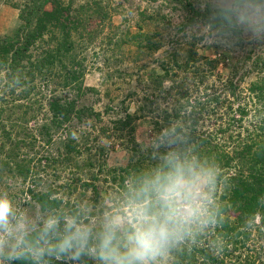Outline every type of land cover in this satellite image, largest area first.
<instances>
[{
  "label": "trees",
  "instance_id": "obj_1",
  "mask_svg": "<svg viewBox=\"0 0 264 264\" xmlns=\"http://www.w3.org/2000/svg\"><path fill=\"white\" fill-rule=\"evenodd\" d=\"M243 1L234 0V3L241 5ZM23 2L19 13L20 25L12 34L0 36V185L6 178H29L31 163L40 162L39 158L35 160V155L29 153L39 140L38 136L35 138L33 133H29L24 123L28 121L27 114L35 108L32 106V95L42 92L47 82L57 78L62 90L76 94L73 97H60L54 90L49 91L45 104L54 127L88 112V109L76 105L84 92L81 78L85 67L83 59L79 57V50L84 39L92 40L97 36L93 31L99 25L105 22L112 24L110 11L97 1L79 4L74 13L70 12L72 1ZM185 5L189 11V21L198 17H212L214 25L237 29L231 8L207 7L200 12L190 2ZM142 15L144 13H141V19H144ZM156 36V33L144 32L140 26L139 31L130 38L139 49L154 52L160 45ZM195 54L196 51L189 48L184 54V61L179 62L176 54L172 53L170 61L160 66L163 72L157 84L161 85L166 77L172 78L169 73L172 64L186 70L195 65L200 60ZM205 61L209 66L212 65L213 60L206 58ZM202 72L203 69L196 68L193 73L200 75ZM39 80L42 87L37 84ZM197 85L199 87L198 83L194 87ZM203 88L192 97L190 89L181 83L176 87V94L163 96L165 101L171 98V102H167L169 106H157L155 109L153 99H150L140 107V114L126 113L115 119V129L123 131L122 137L126 139L128 162L122 167L104 170V175L117 188L116 205L126 198L145 172L162 162L167 152H177L182 158L195 157L205 166L212 167L216 173V182L211 187L214 210L218 212V223L214 228L222 238H226L227 243L234 245L248 239L253 226L259 232L264 230V76H258L247 85L249 97L241 96L240 82L233 77L227 78L220 87L210 85ZM170 89L172 87L164 90L170 93ZM35 110L41 109L37 107ZM145 110L152 113L149 118L156 136L151 145L143 147L135 140V128L136 120L144 116ZM95 115L99 116L98 113ZM23 128L25 131L21 135L20 130ZM35 129L41 138L50 140L46 124ZM74 142L72 138L63 140L62 154L75 151ZM85 186L93 184L86 182ZM93 189L97 199L100 190L98 194L96 187ZM27 190L42 212H63L60 206L62 200L51 197L55 189L43 192ZM229 212L234 215L231 216ZM193 237L201 239L197 232ZM171 253L174 254L175 264H197V254L210 264H228L211 254L203 245L198 246L192 237L172 249ZM52 264L61 262L53 261ZM236 264L250 263L247 259Z\"/></svg>",
  "mask_w": 264,
  "mask_h": 264
},
{
  "label": "rangeland",
  "instance_id": "obj_2",
  "mask_svg": "<svg viewBox=\"0 0 264 264\" xmlns=\"http://www.w3.org/2000/svg\"><path fill=\"white\" fill-rule=\"evenodd\" d=\"M23 1L0 0V36L12 34L20 25L19 13ZM69 1H72L71 13L81 3L97 1L110 11L112 18L111 25L105 22L93 31L97 35L95 38L84 39L79 50L85 67L81 78L84 92L76 105L88 109V112L54 127L45 104L49 91L54 90L60 97L76 94L62 90L57 78H54L47 82L42 92L32 95V106L41 110H30L32 116L30 112L27 114L24 128L35 138L38 136L39 140L29 153L35 155V160L39 158L40 162L31 163L32 173L25 180L21 177L4 179L0 193L6 192L25 212L39 220L49 212L39 209L27 189L33 192L55 189L51 197L62 200L60 206L63 212H76L86 207L90 219L98 223L109 209H115L118 196L115 184L105 179L104 170L122 167L128 162L126 139L122 137L123 131L115 129L113 121L126 113L140 114L142 111L138 110L150 99H153L155 109L157 106H169L167 102H171V98L165 101L163 96L176 94V87L181 83L190 89L194 97L203 87H220L227 78L233 77L240 82L241 96L249 97L247 85L258 76H264V32L254 35L250 30L256 22L264 27V1L244 0L241 5L235 4L234 0H65V3ZM186 2L200 12L207 7L231 8L237 29L214 25L212 17L189 21ZM141 13H144V19H141ZM140 26L144 32L156 33L160 45L154 52L134 45L131 38ZM189 48L196 51L195 55L200 60L187 70L172 64L169 68L172 78L166 77L158 85V77L163 72L162 63L167 64L172 53L176 54L179 62H183ZM206 58L213 60L211 66ZM196 68L203 69V72L196 75L193 73ZM195 81L199 87H194L197 84ZM37 84L43 85L40 80ZM168 87H172L170 93L164 90ZM248 103L254 105L253 102ZM146 111L136 120L135 128V140L143 147L151 145L156 136L149 118L152 113ZM42 124L49 127V141L37 134L35 127L38 129ZM24 128L20 130L21 135ZM67 138L75 141V151L64 155L62 141ZM86 182H91L98 194L100 190L97 199L94 187H86ZM229 214L234 215L232 212ZM262 232L253 226L248 239L244 241L241 238L242 243L232 245L217 233L213 225L197 232L201 239L192 236V241L198 246L203 245L224 263L236 264L248 259L250 264H264ZM197 257V264H210L199 254ZM161 264H175L174 254H166Z\"/></svg>",
  "mask_w": 264,
  "mask_h": 264
},
{
  "label": "clouds",
  "instance_id": "obj_3",
  "mask_svg": "<svg viewBox=\"0 0 264 264\" xmlns=\"http://www.w3.org/2000/svg\"><path fill=\"white\" fill-rule=\"evenodd\" d=\"M250 30L259 35L264 27L256 22ZM215 182L212 167L169 151L98 223L86 207L37 220L0 193V264H161L194 233L218 223Z\"/></svg>",
  "mask_w": 264,
  "mask_h": 264
}]
</instances>
